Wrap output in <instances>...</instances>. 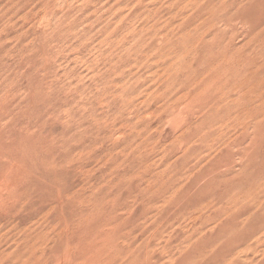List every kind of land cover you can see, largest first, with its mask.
<instances>
[{"label": "rangeland", "instance_id": "374dc122", "mask_svg": "<svg viewBox=\"0 0 264 264\" xmlns=\"http://www.w3.org/2000/svg\"><path fill=\"white\" fill-rule=\"evenodd\" d=\"M213 1L0 0V264H107L124 251L108 257L118 264L129 249L145 258L134 264L264 259V204L251 207L264 198V107L224 105L252 84L246 67L264 75V32L260 44L229 19L233 0ZM251 3L237 12L258 23L264 0ZM225 55L250 58L233 68Z\"/></svg>", "mask_w": 264, "mask_h": 264}, {"label": "bare ground", "instance_id": "6f19581e", "mask_svg": "<svg viewBox=\"0 0 264 264\" xmlns=\"http://www.w3.org/2000/svg\"><path fill=\"white\" fill-rule=\"evenodd\" d=\"M212 1H213V0H212ZM214 1H215V0H214ZM214 1H213V2H214ZM219 1H220V0H219ZM221 1H223V3H224V2H226L227 0H221ZM253 1H255V0H233V1L230 2V4H231V3H234V4L238 5V6H239V8H238L239 11H240L241 9H244V10H245V9H248V10L246 11V13H248V12H252V10H250V8H251V6L253 5V3H251V2H253ZM256 1H258V0H256ZM239 2H242V3L240 4ZM227 3H228V2H226V3H224V4H227ZM228 4H229V3H228ZM231 5H233V4H231ZM238 9H237V10H238ZM237 10H235V12H233L231 15H228V16H229V19H230V20H237L238 22H241V23L246 24V26L249 27L250 30L256 31V35L259 37V36L261 35V33L264 32V25L262 24V22H264V16H261L260 18H257V20L259 19L258 23H257L256 19H255V22H254V23H252L253 20L247 22V19H246V18H243L242 16H240V15H239V12H237ZM248 14H249V13H248ZM249 15H250V14H249ZM261 20H262V22H261ZM230 22H231V21H230ZM260 22H261V23H260ZM252 25H253V26H252ZM212 26H213V25H212ZM247 27H246V28H247ZM230 28H231V27H230ZM232 30H234V29H232ZM246 33H247V32H246ZM237 34H238V31H237V30L233 31V33H232L233 37L236 36ZM257 36H256V37H257ZM256 37H254V38H256ZM261 37L263 38L262 35H261ZM261 37H259V38H261ZM194 38H195V37H194ZM262 38H261V40L258 39V42H259V40L261 41L260 44H262V41H263ZM194 42H195V41H194ZM197 42H199V41L197 40ZM197 42H196V43H197ZM196 43H195V44H196ZM256 43H257V42H256ZM195 44H194V45H195ZM201 44H203V43L201 42ZM255 45H256V44H255ZM230 46H232V45H230ZM230 46H229V47H230ZM232 47H233V46H232ZM258 47H259V43H258ZM260 47H261V46H260ZM262 47H264V44L262 45ZM262 47H261V48H262ZM225 48H226L225 46L222 47V49H223L224 52H225V50H227V48H226V49H225ZM233 48H234V47H233ZM233 48H230V49L232 50ZM219 49H220V48H219ZM230 49L228 48V51H229ZM234 49H235V48H234ZM232 51H233V50H232ZM232 51H231V52H228L227 55H229V54L231 55V54H232ZM261 51H262V50H261ZM249 52H250V51H249ZM259 52H260V51H259ZM225 54H226V53H225ZM253 54H254V53H253ZM217 55H218V54H217ZM227 55H225L224 57L222 56L223 58H222L221 60H219L218 62L221 61L222 63H228L229 65H232V67H233L234 65H236V66L239 67V65H240V66H242V65L244 66L245 63H246L245 61L248 60V58H250L249 56H246V55L243 56V57H242V56H239V57H233V56H232V57H231V56H227ZM258 55H259V54H258ZM260 55H262V53H260ZM260 55H259V57H260ZM219 56H220V54H219ZM256 57H257V56H256ZM262 57H263V56H262ZM263 58H264V57H263ZM219 59H220V58H219ZM224 59H225V60H224ZM252 59H253V58H251V60H252ZM256 60H257V59H256ZM244 62H245V63H244ZM262 62H263V61H262ZM247 63H248V62H247ZM247 63H246V65H248ZM249 63H250V61H249ZM254 63H255V62H254ZM254 63H253V65H252V66L254 67V69H253L252 71H251V69H248V68L246 67V69H247L246 72L249 71V72H247V73L245 72V73H246V74H245V75H246V78H245V77L243 78V76H242V80L245 79L244 82H245V81H246V83L251 82L252 84H250L249 87H246L245 89H243V88L241 87L242 85H240V82H239V83L237 82L238 84L235 83V84L237 85L236 88H239L238 86L241 87V88H240L241 91H239L240 89L237 90V89L235 88V90H234V89L232 90L233 93H234L233 95H229V96H227V95L225 94V95L227 96V98H226V99L224 98V101H225V102L223 101V102L225 103L224 105H229V106H230V105L235 104V106H236V104H238L237 102H239V101L242 100L241 98H246V97L249 98V97H252V98H255V100H257V101L259 100L258 103H260V105H261L262 107H264V105H263V103H264V75L261 76V77H257V74H255V73L259 70V66H260V64H259V65H254ZM214 64H215V63H214ZM250 64H251V63H250ZM263 64H264V62H263ZM263 64H262V66H263V68H264V65H263ZM252 66H251V67H252ZM251 67H250V68H251ZM233 68H234V67H233ZM226 69H227V68H226ZM235 69H238V68L235 67ZM242 70H243V69H242ZM242 70H240V71H242ZM263 72H264V70H263ZM224 73H225V72H224ZM241 74H242V73H241ZM241 74H240V75H241ZM245 75H244V76H245ZM216 80H217V78H216ZM241 82H242V81H241ZM261 82H262V85H263V86L261 87L262 90H259V86L261 85ZM242 84H244V83L242 82ZM244 85L246 86V84H244ZM244 85H243V87H244ZM247 85H248V84H247ZM232 88H233V87H232ZM242 89H243V90H242ZM231 94H232V93H231ZM225 95H224V96H225ZM248 98H247V99H248ZM252 101H253V100H252ZM190 102H191V101H190ZM241 102H242V101H241ZM241 102H240V103H241ZM243 103H244V101H243ZM254 103H255V102H254ZM191 104H192V103H191ZM191 104H190V105H191ZM245 104L247 105V103H245ZM245 104H243V105H245ZM255 104H257V103H255ZM185 106H187V105H185ZM217 106H218V105H217ZM219 106H220V105H219ZM238 106H240V104H238ZM253 106H254V108H255V105H253ZM258 106H259V105H258ZM261 106H260V108H261ZM180 107H181V106H180ZM190 107H192V106H190ZM240 107H241V106H240ZM246 107H248V105H247ZM217 108H218V107H217ZM220 108H221V107H220ZM224 108H227V107H224ZM235 108H236V107H235ZM256 108H257V107H256ZM212 109H213V108H212ZM239 109H241V108H239ZM172 110H173V109H172ZM192 110H193L194 112L196 111V110H194V109H192ZM192 110H190V108H189V110H188L187 112L192 111ZM197 110L200 112L199 109H197ZM214 110H215V109H214ZM232 110H233V109H232ZM235 110H238V108L235 109ZM248 110H249L248 112L251 113L250 108H249ZM218 111H219V110H218ZM187 112H185V113H187ZM196 112H197V111H196ZM257 112H258V111H257ZM263 112H264V111H263ZM263 112H262V113H263ZM180 113H184V112L182 111V112H180ZM180 113H179V114H180ZM250 113H249V114H250ZM255 113H256V112H255ZM255 113H254V114H255ZM258 113H259V112H258ZM237 114H238V113H237ZM263 114H264V113H263ZM263 114H262V115H263ZM180 115H181V114H180ZM180 115H179V116H180ZM186 115H187V114H186ZM194 115H195V114H194ZM198 115H199V113H198ZM198 115H197V116H198ZM182 116H183V115H182ZM182 116H181V117H182ZM197 116H195V117L197 118ZM243 116H244V115H243ZM256 116H257V115H256ZM177 117H178V115H177ZM185 117H186V116H185ZM195 117H192V118L195 119ZM231 117H232V116H231ZM235 117H236V116H235ZM257 117H258V116H257ZM257 117H256V118H257ZM262 117H263V116H262ZM198 118H201V117H198ZM233 118H234V117H232V120H233ZM244 118H245V117H244ZM259 118H260V117H259ZM221 119H222V118H221ZM238 119H239V118H238ZM253 119H255V118H253ZM253 119H251V120H253ZM257 119H258V118H257ZM262 119H263V118H262ZM230 120H231V118H230ZM234 120H235V119H234ZM180 121H181V118H180ZM180 121H178V122H180ZM190 121H191V120H190ZM194 121H195V120H194ZM194 121H193V122H194ZM197 121H198V119H197ZM228 121H229V120H228ZM244 121H246V120H244ZM255 121H256V120H254V122H255ZM184 122H185V119H184ZM198 122H199V121H198ZM232 122H233V121H232ZM235 122H236V121H235ZM181 123H183V121H181ZM208 123H209V122H208ZM215 123H216V122H215ZM220 123H222V122H220ZM194 124H196V123L194 122ZM210 124H211V123H210ZM225 124H226V122H225ZM240 124H241V123H240ZM184 125H185V124H184ZM184 125H183V126H184ZM214 125H215V124H214ZM217 125H219V124H217ZM222 125H223V123H222ZM195 126H197V124H196ZM195 126H192V127H195ZM198 126H199V125H198ZM211 126H212V125H211ZM219 127L221 128L222 126H219ZM198 128H199V127H198ZM213 128H214V126H213ZM185 129H186V128H185ZM191 129H192V128H191ZM210 129H212V128H209L208 130H210ZM217 129H219V128H216V130H217ZM241 129H242V128H241ZM216 130H215V134H217V133H216ZM186 131H188V130L186 129ZM195 131H196V130H195ZM222 131H224V130L222 129ZM203 132H204V131H203ZM217 132L219 133V130H218ZM220 132H221V130H220ZM184 133H185V131H184ZM223 133H224V132H223ZM182 134H183V133H182ZM194 134H196V132H195ZM199 134H200V133H199ZM202 134H203V133H202ZM204 134H205V133H204ZM213 134H214V133H213ZM215 134H214V135H215ZM221 134H222V133H221ZM214 135H212V136H214ZM217 135H220V134H217ZM197 136H198V134H197ZM216 137H218V136H216ZM216 137H215V138H216ZM195 138H196V137H195ZM195 138H194V139H195ZM213 138H214V137H213ZM187 140H188V139H187ZM212 141H214V139H212ZM212 141H211V142H212ZM216 141H217V139H216ZM216 141L213 142V144L216 145ZM198 142H199V141H198ZM217 142H218V141H217ZM184 143H185V142H184ZM218 144H219V143H218ZM218 144H217V145H218ZM211 145H212V144H211ZM211 145H210V146H211ZM215 145H212V147H213V146H214V147H213V148L210 147V148H211V149H214V148H215V150H217L216 147H215ZM184 146L186 147V143L184 144ZM219 146H220V145H218V147H219ZM180 147H181V146H180ZM182 147H183V145H182ZM208 147H209V146H208ZM181 149H183V148H181ZM184 149H185V148H184ZM184 149H183V150H184ZM263 186H264V184L262 185V188H263ZM263 189H264V188H263ZM259 190H261V189H258V191H257L258 193L256 192L258 195H257V194H254V195H256L257 197L255 196L254 198H252V201H251V202L253 203L254 200H255V201H256V203L254 202L255 204H258V206H260V205L262 206V205L264 204V198H263V199H262V198H259V197L262 195V192H261V191L259 192ZM260 193H261V194H260ZM263 194H264V192H263ZM12 197H13V196H12ZM252 197H253V196H252ZM261 197H262V196H261ZM263 197H264V196H263ZM255 198H257V200H256ZM82 199H83V198H82ZM253 199H254V200H253ZM250 200H251V199H250ZM29 202H30V201H29ZM252 203H251V204H252ZM254 203L251 205L252 208H253L254 206H256ZM253 205H254V206H253ZM263 206H264V205H263ZM263 206H262V207H263ZM27 207H28V206H27ZM6 208H7V207H6ZM90 208H91V207H90ZM256 208H258V207H254L255 210H256ZM260 208H261V207H260ZM263 209H264V208H263ZM80 210H81V209H80ZM88 210H89V209H88ZM122 210H123V209H122ZM262 211H263V210H262ZM8 212H9V211H8ZM87 212H89V211H87ZM79 213H80V212H79ZM81 213H82V212H81ZM85 213H86V212H85ZM90 213H91V212H90ZM122 213H123V212H122ZM125 213H126V211H125ZM9 214H10V213H9ZM95 214H96V216H97L98 213H95ZM83 215H84V214H83ZM107 215H108V214H107ZM113 215H116V214H113ZM262 215H264V213H263ZM109 216H111L110 213H109ZM116 216H117V215H116ZM260 216H261V215H260ZM83 217H84V216H83ZM91 217H92V215H91ZM91 217L89 216V218H91ZM93 217H95V216H93ZM98 217H99V216H98ZM119 217H120V216H119ZM119 217H118V218H119ZM100 218H101V217H99V218L96 217L95 219H94V218H91V219H94V220H93V221L90 220V221L94 223V221H97V219H100ZM122 218H123V217H122ZM127 218H128V217H127ZM119 219L121 220V218H119ZM85 220H86V217H85ZM109 220H110V219H109ZM258 220H260V219L258 218ZM261 220L264 221V218L261 219ZM100 221H101V219H100ZM65 222H66V221H65ZM68 222H69V221H68ZM68 222H66V223H68ZM91 222L87 223V221H86V225H87V224H90V229H91V224H92ZM97 222H99V221H97ZM101 222H103V220H102ZM101 222H100V223H101ZM104 222H105V221H104ZM109 222H110V221H109ZM113 222H114V221H113ZM66 223H65V224H66ZM69 223H70V222H69ZM69 223H68V224H69ZM111 223H112V222H111ZM116 223H117V222H116ZM116 223H115V225H116ZM49 224H50V223H49ZM65 224H64V225H65ZM64 225H63V227H64ZM84 225H85V224H84ZM101 225L103 226L104 224L101 223ZM101 225H98V226L100 227ZM105 225H107V224H105ZM105 225H104V226H105ZM52 226H53V225L50 226L51 229H54ZM107 226H109V225H107ZM112 226H113V225H112ZM131 226H132V225H131ZM50 227H49V228H50ZM66 227H67V225H66ZM66 227H65V228H66ZM86 227H88V226H86ZM109 227H111V225H110ZM109 227H108V228H109ZM146 227H147V226H146ZM65 228H64V229H65ZM103 228H104V227H103ZM105 228H106V231H104ZM105 228L102 229L103 231H102V230L99 231V234H102V232H104L103 237H104V235H105V232H106V233L109 232V231H107L108 228H107V227H105ZM113 228H114V227H112V230H111L110 232L113 231ZM262 228H263V227H262ZM126 229L128 230L127 232H129L131 228L128 227V228H126ZM126 229H125V230H126ZM46 230L48 231L47 226H46ZM92 230H95V229H92ZM119 230H120V229H117L116 231L119 232ZM125 230H124V231H125ZM33 231H34V230H33ZM33 231H30V233H31L32 235L34 234ZM44 231H45V230H44ZM44 231L40 230L41 233L37 232L38 234H36V235L40 236L39 234H41L42 237H45L43 234H46V233L49 234L50 232H52V231H50V232L48 233L47 231H45V232H44ZM84 231H85V232H86V231H89V229H88V230H84ZM90 231H91V230H90ZM90 231H89V232H90ZM122 231H123V230H122ZM122 231H121L120 233H122ZM133 231H134V230H133ZM24 232H25V231H24ZM27 232H28V231H26V234H27ZM32 232H33V233H32ZM42 232H44V233H42ZM56 232H58V233H56ZM60 232H63V231H60ZM60 232L55 230L54 233L56 234V239H57V236H58V238H59V235L61 234ZM118 232H117V233H118ZM141 232H142V229H141ZM253 232H254V231H253ZM259 232H261V233H259L256 237L254 236V238H255L254 240H260V239H261V238H260L261 235L263 236V237H262L263 241L261 242L263 246H262V248H261L260 250L264 253V229H263L262 231L259 230ZM54 233H53V234H54ZM86 233H87V232H86ZM117 233H116V234H117ZM120 233L117 234V235L120 236ZM132 233H134V232H132ZM132 233H131V234H132ZM150 233H151V232H149V234H150ZM256 233H257V232H256ZM31 234H30V235H31ZM55 234H54L53 237H52V235L47 236V237H51V238L54 240V238H55ZM94 234H95V233H93L92 235H94ZM97 234H98V233H97ZM107 234H108V233H107ZM109 234H110V233H109ZM122 234H124V233H122ZM122 234H121V235H122ZM125 234H126V235H129V234L126 233V231H125ZM125 234H124V235H125ZM260 234H261V235H260ZM36 235L34 236V237H36V238H33V239H36V240L41 239V238H39V237H38L39 239H37V236H36ZM92 235H91V236H92ZM134 235L136 236V234H132V238L135 237ZM147 235H148V234H147ZM152 235H153V234H152ZM87 236H88V234H87ZM129 236H130V235H129ZM27 237H29V236H27ZM30 237H31V236H30ZM95 237H96V236H95ZM99 237H100V235H99ZM99 237H98V238H99ZM101 237H102V235H101ZM107 237H108V236H107ZM121 238H122V236H121ZM124 238H125V237H124ZM124 238H122V239H124ZM137 238L139 239V237H137ZM256 238H257V239H256ZM23 239H25V237H23ZM23 239H21V240L23 241L22 244L24 243V240H23ZM47 239H49V238H45L46 241H47ZM85 239H86V238H85ZM92 239H94L93 236H92ZM92 239H91V240H92ZM100 239H101V238H100ZM104 239H106V238L104 237ZM109 239H111V238H109ZM122 239H120V237H119V241H118V242H120V240H122ZM133 239H136V238H133ZM140 239H141V238H140ZM142 239H143V238H142ZM146 239H147V238H146ZM153 239H154V237H153ZM36 240H34V242H36ZM49 240H51V239H49ZM58 240H59V239H58ZM97 240H98V239H97ZM117 240H118V239H117ZM117 240H115V238H114V241H113V242L116 243ZM126 240H127V237H126ZM128 240H129V238H128ZM128 240H127V242H128ZM130 240H131V239H130ZM136 240H137V239H136ZM149 240H150V238H149ZM149 240H147V241H149ZM25 241H26V240H25ZM42 241H44V238H43ZM46 241H45V243H46ZM88 241H89V246H91L92 244L94 245V243H91L90 240H87V243H88ZM94 241H95V239L93 240V242H94ZM133 241H134L135 243H137L135 240H133ZM137 241H138V240H137ZM140 241H141V240H139L138 243H141ZM20 242H21V241H20ZM38 242H40V241H38ZM38 242L36 243V244H38V245L36 246L37 249H38V247L40 246L39 244H42V243H43V242H40V243H38ZM110 242H111V241H110ZM110 242H109V245L107 246L108 243L106 244L105 241H104V243L106 244L107 248L110 246V244H113V243H110ZM122 242H124L125 244L127 243V242H125L124 240H123ZM131 242H132V240H131L130 242H128L126 245L128 246L129 244H131ZM134 242H133V243H134ZM144 242H145V241H144ZM150 242H151V241H150ZM150 242H147V243L149 244ZM27 243H28V242H27ZM27 243H24V244L26 245V247L24 246L26 249L29 247V245H28L29 243H28V244H27ZM133 243H132V244H133ZM135 243H134V244H135ZM248 243H249V242H248ZM248 243H247V244H248ZM24 244H23V245H24ZM31 244H32V242H31ZM95 244H97V243H95ZM99 244H100V246H101V242H100ZM99 244H98V246L96 245V246L98 247V251H99V248H100V247H99ZM247 244H246V245H247ZM115 245H116V246H115ZM115 245L113 244L112 246H115V247L118 248L117 243H116ZM119 245H121V242H120ZM122 245H124V244H122ZM136 245H137V244H135V246H136ZM139 245H140V244H139ZM143 245H145V243H144ZM249 245H252V243H251V244H248V246H249ZM44 246H45V245H44ZM44 246H42V248H43ZM48 246H50V245H48ZM48 246H47V247H48ZM52 246H53V244H52ZM52 246H51V248H52ZM96 246H95V247H96ZM124 246H125V245H124ZM129 246H130V245H129ZM129 246H128V247H129ZM147 246H148V245H147ZM147 246H146V247H147ZM17 247H18V243H17ZM21 247H23V246H21ZM91 247L93 248L94 246H91ZM115 247H114V249H116ZM137 247H139V246H137ZM142 247H143V246H142ZM246 247H247V246H244V248H246ZM252 247H253V245H252ZM252 247H251V248H252ZM19 248H20V246H19ZM40 248H41V246L39 247V250H38V251H41ZM48 248H49V247H48ZM85 248H87V247H84L83 249H85ZM88 248H90V247H88ZM88 248H87V249H88ZM92 248H90V250L93 251ZM101 248H102V246H101ZM105 248H106V247H105ZM107 248H106V249H107ZM126 248H127V247H126ZM23 249H24V248H23ZM23 249H22V250H23ZM26 249H25V250H26ZM44 249H45V248H44ZM108 249L111 250V248H108ZM108 249H107V250H108ZM119 249H120V248H119ZM137 249H138V248H137ZM148 249H151V245H150V247H147V250H148ZM27 250H31V249L29 248V249H27ZM101 250H102V249H101ZM103 250H105V249H103ZM107 250L105 251L106 255L109 254V251H110V250H108V252H107ZM123 250H125V249H123ZM123 250H122V251H123ZM129 250H130V255L128 254L129 251H127V250H126V251H127L128 253H126V251H125V254H126V255L128 254V256L131 257V258H129V257L127 256V259H126L127 261H126V260L124 261L125 258H124V259H121V258H122V257H125V255H124V254H123V255H120L121 257L118 258V259L123 260V261H119L121 264H122V262H124V264H127V262L129 261V259H130V260L132 259L133 256H131V249H129ZM144 250H145V246H144ZM253 250H254V248H253ZM43 251H45V250H43ZM119 251H120V250H119ZM148 251H149V250H148ZM150 251H151V250H150ZM150 251H149V252H150ZM247 251H248V248H247ZM247 251H246V252H247ZM254 251H255V250H254ZM261 251H260V252H261ZM31 252H32V250H31ZM31 252H29V253L31 254ZM33 252H34V251H33ZM80 252H82V249H81ZM83 252H84V251H83ZM85 252H86V250H85ZM99 252H100V251H99ZM102 252H103V251L100 252V255H101V258H104L105 255L102 256ZM114 252L117 253V250H115ZM114 252H113V253H114ZM123 252H124V251H123ZM123 252H120V253L122 254ZM145 252H147V251L145 250ZM250 252H251V250H250ZM252 252H253V251H252ZM252 252H251V253H252ZM256 252H257V251H256ZM262 252H261V253H262ZM29 253H28V254H29ZM41 253H42V251H41ZM78 253H79V252H78ZM89 253H91V252H89ZM97 253H98V252H97ZM103 253H104V252H103ZM105 253H104V254H105ZM116 253H115V255H114V254H111V252H110V254H111L113 257L116 256ZM120 253H119V252L117 253V256H118V257H119V254H120ZM140 253H141V252H140ZM34 254H36V253H34ZM34 254H33V255H34ZM43 254H46V253L44 252ZM86 254H88V253L86 252ZM110 254H109V255H110ZM142 254H143V253H142ZM33 255H29V256H33ZM36 255H37V254H36ZM36 255H35V256H36ZM89 255L92 256L93 258L96 256L95 259H97V255H98V254L93 256V254L91 253V254H89ZM89 255H88V256H89ZM144 255H145L144 257H146L147 255H151V254H150V253H147V255H146V254H144ZM263 255H264V254H263ZM35 256H33V257H35ZM39 256L43 257V256L40 255V254H39ZM45 256H46V255H45ZM88 256H87V257H88ZM112 256L109 257V256L107 255V257H105V258L107 259V260H106L107 264H111V263H108V261L110 262V260H108V257H109V259H111ZM134 256H135V255H134ZM138 256H139V254H138ZM138 256H137V257H138ZM140 256H141V254H140ZM246 256H247V255H246ZM63 257H64V256H63ZM98 257H99V256H98ZM137 257L134 258L135 261L137 260V259H136ZM147 257H148V256H147ZM150 257H151V256H150ZM150 257H149V259H151ZM37 258H38V257H37ZM37 258H34V259H37ZM105 258H104V259H105ZM254 258H255V257H254ZM256 258H257V257H256ZM89 259H90V258H89ZM89 259L87 258L88 261L91 260V259H90V260H89ZM98 259H99V258H98ZM115 259H116V258H115ZM134 259H132V263H133V264L135 263V261H133ZM139 259H140V258L138 257V260H139ZM143 259L145 260V258L142 257V260H143ZM149 259L147 258L146 261H148ZM245 259L247 260V259H249V258H245ZM250 259H251V258H250ZM37 260H38V259H37ZM111 260L115 261L114 258H112ZM142 260H141V261L139 260L140 263H143V262H144V261H142ZM66 261H67V259H66ZM100 261L102 262L103 260H100ZM113 261H111V262H113ZM116 261H117V260H116ZM92 262H93V261H92ZM95 262H96V261H95ZM97 262H98V261H97ZM97 262H96L95 264H98ZM119 262H118V264H119ZM129 262H130V261H129ZM263 262H264V259H263L262 261H258L257 264H262ZM70 263H71V262H70ZM72 263H73V262H72ZM102 263H104V261H103ZM113 263H114V262H113ZM113 263H112V264H113ZM115 263H116V262H115ZM88 264H91V263H88ZM92 264H93V263H92ZM99 264H100V263H99ZM116 264H117V263H116ZM136 264H137V263H136ZM144 264H145V263H144ZM263 264H264V263H263Z\"/></svg>", "mask_w": 264, "mask_h": 264}]
</instances>
